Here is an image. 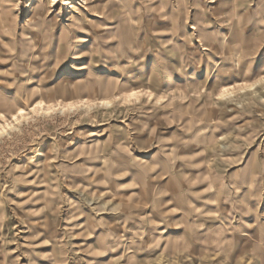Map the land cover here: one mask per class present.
I'll return each mask as SVG.
<instances>
[{"label": "rangeland", "instance_id": "374dc122", "mask_svg": "<svg viewBox=\"0 0 264 264\" xmlns=\"http://www.w3.org/2000/svg\"><path fill=\"white\" fill-rule=\"evenodd\" d=\"M162 1L0 0V264H264V0Z\"/></svg>", "mask_w": 264, "mask_h": 264}, {"label": "crops", "instance_id": "0c3cea01", "mask_svg": "<svg viewBox=\"0 0 264 264\" xmlns=\"http://www.w3.org/2000/svg\"><path fill=\"white\" fill-rule=\"evenodd\" d=\"M117 11V8H115V11H112V9L109 10L106 16H108V20H110V22H105L106 24H103V29L106 33L108 32L109 35L112 36V38H109L110 40L116 39L113 41L111 40L108 44V41L105 42V45H110V52L112 53L113 57L119 62H122L129 59V54H131L133 51L124 49L122 47V39L125 38L128 41L129 39L126 35H124L123 37L120 35L119 21L117 19L115 21L113 20L114 16L118 17ZM158 14L159 23L161 25L160 31H163V33L159 36L160 51H158V59L162 63L166 64L167 62L170 63L171 61H177L179 59L180 61H182L183 57H186V54L190 57V61H192V59L193 61L197 60L196 57L198 53V41L204 43L203 49L205 51L209 50L207 44H205V41L207 40V38H211L212 33H209L210 36L207 33L206 35H204V33H200L199 35H197V38L194 41L196 44L192 45L187 43V33H189L188 28L195 27V25H193L192 23V21H195L196 15L194 0H163L159 5ZM66 37H68V35L65 32L61 33L59 38L65 39ZM90 37V35L80 37V42L85 43L87 41V38ZM189 39L192 40L191 37H189ZM114 58L112 59V61L114 60Z\"/></svg>", "mask_w": 264, "mask_h": 264}, {"label": "bare ground", "instance_id": "6f19581e", "mask_svg": "<svg viewBox=\"0 0 264 264\" xmlns=\"http://www.w3.org/2000/svg\"><path fill=\"white\" fill-rule=\"evenodd\" d=\"M55 1H58V0H55ZM78 1H83V0H78ZM57 2L54 3V5H56ZM69 7L72 8V5H70ZM36 106H39L40 108H43L41 104L39 105H36ZM24 113V109L23 108H20L18 109V111L16 113L13 114V119H15L16 121L23 115ZM6 128H4V126H0V132L4 131Z\"/></svg>", "mask_w": 264, "mask_h": 264}]
</instances>
